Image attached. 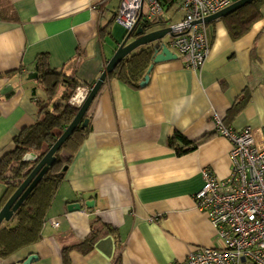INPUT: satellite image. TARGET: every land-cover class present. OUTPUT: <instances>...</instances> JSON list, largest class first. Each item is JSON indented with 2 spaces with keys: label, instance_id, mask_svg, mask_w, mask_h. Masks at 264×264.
<instances>
[{
  "label": "crops",
  "instance_id": "0c3cea01",
  "mask_svg": "<svg viewBox=\"0 0 264 264\" xmlns=\"http://www.w3.org/2000/svg\"><path fill=\"white\" fill-rule=\"evenodd\" d=\"M121 1L0 0V159L37 120V102L47 101L28 80L39 63L79 85L96 83L128 34L115 23ZM164 11L154 30L183 17L174 3ZM224 18L205 24L210 53L201 70L181 64L168 36L163 43L177 59L155 64L145 87L107 77L41 239L0 264H22L31 255V264H181L198 248L221 247L193 197L203 186L202 169L219 180L230 172L231 145L216 133L214 115L236 131L264 127V5L238 39ZM59 96L48 105L56 108ZM175 134L200 144L178 157L169 145ZM3 191L0 184V200Z\"/></svg>",
  "mask_w": 264,
  "mask_h": 264
},
{
  "label": "built area",
  "instance_id": "2783aa9c",
  "mask_svg": "<svg viewBox=\"0 0 264 264\" xmlns=\"http://www.w3.org/2000/svg\"><path fill=\"white\" fill-rule=\"evenodd\" d=\"M176 4L182 19L171 28V47L188 70L199 71L210 53L204 19L229 7V0H122L115 23L131 31L139 17L161 22L167 4ZM91 88L77 86L67 101L57 99L56 108L76 111ZM216 133L231 145L230 172L219 180L208 169L201 170L202 188L194 195L195 208L205 213L220 242V248H198L181 264H264V127L256 133L247 127L236 131L214 115ZM54 228L58 222L52 223Z\"/></svg>",
  "mask_w": 264,
  "mask_h": 264
},
{
  "label": "trees",
  "instance_id": "16d2710c",
  "mask_svg": "<svg viewBox=\"0 0 264 264\" xmlns=\"http://www.w3.org/2000/svg\"><path fill=\"white\" fill-rule=\"evenodd\" d=\"M263 5L264 0H254L224 18L232 39H238L250 29L251 25L260 18ZM144 20L146 19L142 16L141 22ZM148 24L157 27L161 22ZM151 61L150 50L146 47L138 48L117 66L111 76L138 89ZM37 75L35 81L47 95V101L46 103L37 102L39 110L37 120L30 128L20 132L14 138V148L0 159V184L4 188L0 200L1 208L61 136L77 112L70 106L53 108L48 103L59 92H61L62 100L66 102L71 92L77 86L82 85L70 77L49 70L43 63L38 64ZM86 116L87 114L84 119ZM87 133V126L84 129L78 127L75 130L56 153V161L48 173L27 196L12 219L0 227V258L5 259L17 254L41 239V230L46 222L47 212L63 180L64 170L67 169L75 151L82 144ZM177 141L181 143V147L176 145ZM199 144L200 142L187 141L179 134H175L169 141V145L174 148L178 157L194 151ZM32 156H34L33 160H31ZM93 240L94 235L90 237L88 243ZM80 245L74 247L80 248Z\"/></svg>",
  "mask_w": 264,
  "mask_h": 264
},
{
  "label": "water",
  "instance_id": "95a60500",
  "mask_svg": "<svg viewBox=\"0 0 264 264\" xmlns=\"http://www.w3.org/2000/svg\"><path fill=\"white\" fill-rule=\"evenodd\" d=\"M254 0H238L231 3L229 7L204 19L203 23L209 24L218 19L224 18L237 10L243 8L245 5L251 3ZM141 22V16L139 17L135 27L128 32L127 36L120 44L113 57L107 62L104 71L101 73L99 79L91 87V90L81 105L77 110L74 119L67 126L61 136L56 140V142L49 148L47 153L38 162L35 168L30 172V174L24 179L17 190L8 199L5 205L0 209V226L3 223L9 222L14 213L22 205L27 196L32 192V190L38 185L41 179L48 173L49 169L54 165L56 161V153L62 148L63 144L69 139V137L75 132V130L80 127L81 129L86 128L88 124V119H84L87 114L91 104L95 100L97 94L101 90L103 84L105 83L107 77L111 75L117 66L123 62V60L128 57L133 51L138 48L146 47L150 50L152 55L151 65L148 67L143 80L139 83V87L143 88L147 85L149 81V74L155 64L176 60L177 56L173 54L163 43V40L171 36V28H163L160 30H154L156 26L149 25L146 20ZM38 77L37 72L29 75L28 80H36ZM34 159L32 156L31 160ZM66 170V169H65ZM64 170V171H65ZM86 207H93L92 203H86ZM68 210H79V205H70ZM37 258L34 255L29 256L22 264H31Z\"/></svg>",
  "mask_w": 264,
  "mask_h": 264
},
{
  "label": "rangeland",
  "instance_id": "374dc122",
  "mask_svg": "<svg viewBox=\"0 0 264 264\" xmlns=\"http://www.w3.org/2000/svg\"><path fill=\"white\" fill-rule=\"evenodd\" d=\"M72 93V92H71ZM59 95H57V97H58ZM60 97V96H59ZM60 99L62 100V98L60 97Z\"/></svg>",
  "mask_w": 264,
  "mask_h": 264
}]
</instances>
